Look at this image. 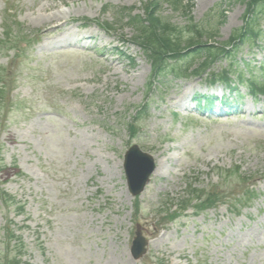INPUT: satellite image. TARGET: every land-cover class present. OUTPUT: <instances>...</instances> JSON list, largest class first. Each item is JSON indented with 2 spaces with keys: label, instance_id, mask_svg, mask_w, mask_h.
I'll use <instances>...</instances> for the list:
<instances>
[{
  "label": "rangeland",
  "instance_id": "rangeland-1",
  "mask_svg": "<svg viewBox=\"0 0 264 264\" xmlns=\"http://www.w3.org/2000/svg\"><path fill=\"white\" fill-rule=\"evenodd\" d=\"M186 2L189 12L163 4L162 18L180 27L202 23L219 43L244 25L241 0ZM123 7L144 15L140 0H0V41L7 8L25 38L44 32L9 70L16 86L13 111L0 126V181L15 201L9 211L0 199V234L14 221L29 264H264V97L255 101L241 87L237 107L217 117L202 108V99L229 93L220 84L211 87L207 75L168 76L148 91L147 58L118 40L132 38L130 26L121 36L93 24L81 27L86 18L114 23ZM261 24L264 30V19ZM22 42L20 50H0V69L15 52H26ZM257 45L246 44L236 55L245 72V63L255 73L264 66V36ZM228 63L217 62L213 72ZM143 106L146 116L133 138L127 126ZM133 144L159 160L137 199L127 192L123 170ZM236 166L238 175L224 179ZM247 178L259 197L240 208L236 200ZM189 185L214 192L212 207L198 214L201 201L189 203ZM182 201L191 205L184 214ZM137 224L149 245L135 261L130 250Z\"/></svg>",
  "mask_w": 264,
  "mask_h": 264
},
{
  "label": "trees",
  "instance_id": "trees-1",
  "mask_svg": "<svg viewBox=\"0 0 264 264\" xmlns=\"http://www.w3.org/2000/svg\"><path fill=\"white\" fill-rule=\"evenodd\" d=\"M241 1L246 4V11L243 17L245 24L242 28L235 30L225 43L213 41L217 37V33L213 29L194 23L184 28L172 23L170 19L162 18L160 9L163 4H167L174 12H187L191 5L186 4V0H146V2L142 0L146 13L145 18L139 15L132 16L131 12L133 9H123L120 15L117 16V21L122 23L124 18H128L125 25L133 28L135 34L133 42L141 47L150 60L153 67V79L164 76L173 67L170 61L174 62L172 64H179L183 59L185 61L183 67L177 68L174 65L175 68H172L174 73L172 74L182 78L199 77L208 74V70H211L218 60L222 58L232 59L235 52L245 43L253 46L260 39L263 33L260 21L264 17V0ZM126 12L128 14L125 15ZM103 26L108 31L115 30L113 25L109 23H105ZM186 29L189 31L187 32ZM235 65L236 63L233 62L228 70H224L220 74H210L211 80H213L212 83L220 81L224 84H229L232 75L239 79L240 84H246L253 95L264 96V79L259 80L258 77L253 75L246 79L242 71H239L238 68L234 69ZM232 89L234 90V88ZM141 114L143 116L144 111L137 113L133 123L130 125L131 130H133L134 125L142 120ZM234 171H227V175L224 176L225 179H228L231 175H238V169ZM244 180L246 181L247 179ZM189 188L192 189L191 192H188L190 195L189 203L194 200L202 201L199 205L200 210H204L214 204L210 203L212 197L216 196L214 192L205 193L204 190L193 189L192 185H189ZM247 195H249L248 191L245 192V196ZM188 201L180 202L182 210L190 207ZM8 232L12 233L8 229L5 237L9 236ZM10 239H15V237ZM18 243L20 242L18 241ZM8 250L9 243L6 248V251ZM1 253L3 251H0ZM0 264L11 263L6 262V259L0 258Z\"/></svg>",
  "mask_w": 264,
  "mask_h": 264
},
{
  "label": "water",
  "instance_id": "water-1",
  "mask_svg": "<svg viewBox=\"0 0 264 264\" xmlns=\"http://www.w3.org/2000/svg\"><path fill=\"white\" fill-rule=\"evenodd\" d=\"M124 169L129 190L135 196L144 190L151 174L155 170V164L151 155L143 153L137 146H134L125 155ZM145 246L146 242L139 232L132 249V254L135 259H138L146 252Z\"/></svg>",
  "mask_w": 264,
  "mask_h": 264
}]
</instances>
